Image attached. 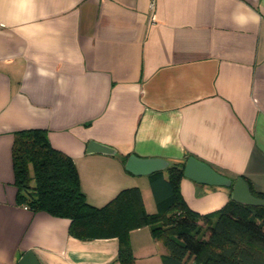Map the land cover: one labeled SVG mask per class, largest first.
<instances>
[{"label": "crops", "instance_id": "1", "mask_svg": "<svg viewBox=\"0 0 264 264\" xmlns=\"http://www.w3.org/2000/svg\"><path fill=\"white\" fill-rule=\"evenodd\" d=\"M0 0V264H119L116 238L78 240L69 220L15 202L13 134L43 129L101 207L148 176L122 156L206 163L264 194V0ZM89 141L115 156L86 154ZM127 159V158H126ZM187 206L219 210L230 189L182 178ZM135 264H162L148 227L129 234Z\"/></svg>", "mask_w": 264, "mask_h": 264}, {"label": "trees", "instance_id": "2", "mask_svg": "<svg viewBox=\"0 0 264 264\" xmlns=\"http://www.w3.org/2000/svg\"><path fill=\"white\" fill-rule=\"evenodd\" d=\"M11 163L17 205L69 220L68 233L78 240L116 238L119 264H135L129 234L141 227L165 248L162 264H264V206L229 198L211 214L192 211L179 190L184 163L148 175L157 206L152 214L138 187L119 191L101 207L90 205L73 160L51 146L43 129L14 132ZM246 181L251 194L264 200Z\"/></svg>", "mask_w": 264, "mask_h": 264}, {"label": "water", "instance_id": "3", "mask_svg": "<svg viewBox=\"0 0 264 264\" xmlns=\"http://www.w3.org/2000/svg\"><path fill=\"white\" fill-rule=\"evenodd\" d=\"M86 154H102L115 156L116 150L111 146L89 141L85 149ZM168 166V162L160 158H141L133 154L129 155L125 161L124 169L135 176H148L152 173L163 171ZM182 175L195 183L208 186H220L230 188L229 198L242 205L264 206V200L256 198L251 194L247 181L242 177L232 180L215 170L206 163L188 157L184 162ZM17 264H38L31 251L26 252ZM192 264H195L194 262Z\"/></svg>", "mask_w": 264, "mask_h": 264}, {"label": "built area", "instance_id": "4", "mask_svg": "<svg viewBox=\"0 0 264 264\" xmlns=\"http://www.w3.org/2000/svg\"><path fill=\"white\" fill-rule=\"evenodd\" d=\"M154 2H155V0H151V2H150V7H151V8L153 7ZM23 208L26 209L25 207H23Z\"/></svg>", "mask_w": 264, "mask_h": 264}]
</instances>
